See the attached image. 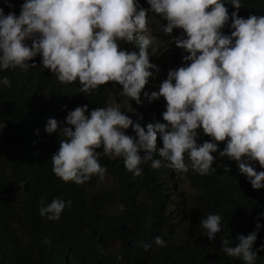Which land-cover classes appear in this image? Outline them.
Masks as SVG:
<instances>
[{"label":"clouds","instance_id":"obj_1","mask_svg":"<svg viewBox=\"0 0 264 264\" xmlns=\"http://www.w3.org/2000/svg\"><path fill=\"white\" fill-rule=\"evenodd\" d=\"M147 2L152 12L163 16V32L171 34L179 28L186 33L175 43L190 53L184 57L190 63L169 71L159 91L150 93L151 100H166L165 122L148 123L145 129L116 106L97 107L90 113L88 105L77 106L68 113L66 126L60 127L56 119L47 123L49 134L59 131L52 171L77 185L93 175L103 180L107 169L96 151L102 148L104 156L123 158L126 169L139 177L142 162L151 161L153 169L161 167V160L152 155L159 133L163 144L159 155L177 172L189 171L187 158L192 170L210 174L212 153L226 142L219 155L237 161L254 189L264 187V171L257 172L249 163L258 161L264 168V15L242 18L231 13L233 31L225 35L221 29L230 19L225 0ZM227 2L241 7L240 0ZM147 24L148 10L137 0H25L19 16L12 10L5 15L0 8V70L26 69L39 54L44 68L63 84L79 81L81 91L88 93L113 82L122 86V95L140 103L141 92L153 76L150 69L156 67L150 63ZM134 37L136 50L121 48L120 42L131 43ZM26 40L32 41L30 46ZM0 86L11 87V81L2 77ZM129 127L136 137L125 133ZM200 128L212 142L197 143ZM64 208L60 199L42 201L39 214L58 220ZM221 219L219 214L201 217V229L210 240L221 231ZM256 239V232L238 236L235 246L222 239L220 251L254 264ZM154 243L166 246L159 236ZM150 247L145 244V251Z\"/></svg>","mask_w":264,"mask_h":264},{"label":"trees","instance_id":"obj_2","mask_svg":"<svg viewBox=\"0 0 264 264\" xmlns=\"http://www.w3.org/2000/svg\"><path fill=\"white\" fill-rule=\"evenodd\" d=\"M24 2L8 0V5L19 16ZM240 3L236 9L225 0L230 19L221 29L223 34L233 31V12L242 18L264 15V0ZM137 4L148 10L146 34L152 39L148 52L156 66L150 69L153 76L141 92L140 103L122 95V86L113 82L88 93L81 91L79 81L63 84L44 68L39 54L26 69L0 70V78L11 81V87L0 86V264H245L242 258L220 251L222 239L235 246L238 236L252 232L257 233L254 264H264V187L254 189L237 161L219 155L226 142L218 144L219 150L212 153L213 170L203 176L192 170L187 158L186 173L164 161L158 152L163 146L159 133L152 155L161 160V167L153 169L151 161L142 162L139 177L126 169L123 158L104 156L102 148L96 151L101 152L99 162L107 169L103 180L93 175L77 185L52 171L59 131L49 134L47 123L56 119L60 127L66 126L68 113L77 106L88 105L89 113L97 107L116 106L145 129L148 123L165 122L166 100H151L150 93L159 91L169 71L190 63L184 60L190 53L175 43L186 33L179 28L171 34L163 32V16L152 12L147 0ZM137 39L120 42L121 48L136 50ZM156 72L162 75L160 80L154 78ZM197 131V143L212 142L202 128ZM125 133L136 137L133 127ZM249 163L257 172L264 171L258 161ZM176 174L187 176L197 190L182 188ZM54 199L65 203L59 219L42 217L41 202ZM209 214L222 217L214 240L200 226L201 217ZM157 236L166 246L154 243ZM145 244L151 245L148 251Z\"/></svg>","mask_w":264,"mask_h":264},{"label":"rangeland","instance_id":"obj_3","mask_svg":"<svg viewBox=\"0 0 264 264\" xmlns=\"http://www.w3.org/2000/svg\"><path fill=\"white\" fill-rule=\"evenodd\" d=\"M0 8H3L5 15L8 13H11V9L8 5V0H0ZM29 43V40H26V44ZM154 78L157 80H160L162 78V75L159 72H156L154 75ZM178 180L181 181L182 187L188 191V192H194L196 191V186L192 185L188 179L187 176L182 174L176 175Z\"/></svg>","mask_w":264,"mask_h":264}]
</instances>
